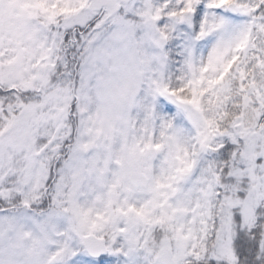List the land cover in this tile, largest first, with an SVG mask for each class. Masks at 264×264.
<instances>
[{
  "label": "snow or ice",
  "instance_id": "1",
  "mask_svg": "<svg viewBox=\"0 0 264 264\" xmlns=\"http://www.w3.org/2000/svg\"><path fill=\"white\" fill-rule=\"evenodd\" d=\"M0 264H264V0H0Z\"/></svg>",
  "mask_w": 264,
  "mask_h": 264
}]
</instances>
